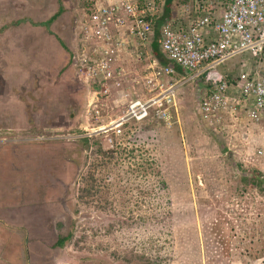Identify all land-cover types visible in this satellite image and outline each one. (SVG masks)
I'll return each mask as SVG.
<instances>
[{
	"label": "rangeland",
	"instance_id": "1",
	"mask_svg": "<svg viewBox=\"0 0 264 264\" xmlns=\"http://www.w3.org/2000/svg\"><path fill=\"white\" fill-rule=\"evenodd\" d=\"M72 22L66 23V35L74 47ZM42 56L49 61L48 90L41 95L38 86L21 89L18 84L16 95L32 105L26 114L39 128L27 126L20 117L15 131L0 128V204H14L10 188L24 182L23 196L33 193L41 199V220L50 224V230L32 225L33 237L41 238L30 245L26 264H264V124L215 133L200 120L195 88L187 93L185 86L187 97H178L182 125L174 124V114L170 127L161 122L155 133L143 129L134 141L136 150L130 155L123 151L119 164L96 154L98 146L91 138L84 145L81 139L60 137L86 125L88 92L81 90L68 63L67 48L58 61L51 54ZM247 59L233 58L221 68L240 70ZM66 60L60 70L58 64ZM131 66L132 78L141 68ZM127 86L124 82L113 91L132 89ZM117 96L105 106L113 115L127 104ZM53 128L57 132L45 130ZM39 129L46 132L34 135ZM55 134L58 138L51 139ZM102 161L105 167L95 169ZM37 170L33 181L50 171L70 177L74 170L75 183L67 192L60 183L37 181V191H27ZM91 175L95 181L88 180ZM69 235L63 248L54 247L59 237Z\"/></svg>",
	"mask_w": 264,
	"mask_h": 264
},
{
	"label": "built area",
	"instance_id": "2",
	"mask_svg": "<svg viewBox=\"0 0 264 264\" xmlns=\"http://www.w3.org/2000/svg\"><path fill=\"white\" fill-rule=\"evenodd\" d=\"M177 1L182 16L190 17L187 26L164 18V0H81L86 7H81L69 63L80 83L90 89L86 125L60 137L96 138L104 151L118 149L132 127L136 128L132 140L141 137L148 122L170 127L179 111V89L201 79L205 86L199 112L215 133L264 124V0ZM155 44L185 75L179 77L173 65L160 62ZM244 55L249 59L230 79L221 67ZM131 64L144 73L129 77ZM128 81L134 89L121 91L117 97L127 104L113 115L105 106L113 88Z\"/></svg>",
	"mask_w": 264,
	"mask_h": 264
},
{
	"label": "crops",
	"instance_id": "3",
	"mask_svg": "<svg viewBox=\"0 0 264 264\" xmlns=\"http://www.w3.org/2000/svg\"><path fill=\"white\" fill-rule=\"evenodd\" d=\"M168 2L169 0H164V18H174L183 21L184 25L187 26L190 17L182 16L179 1L173 0L170 5H168ZM186 2H191V0H186ZM168 11L169 13L166 16V12ZM80 16L81 0H0V128H2L4 132L16 130V117H20V120L25 123L27 122V126L30 125L32 128L36 126L34 122H31L30 115L26 114L27 109L32 107V105H28L26 99L24 100L22 97H16L18 93V84L21 89L29 84L36 87L38 86V88H40L39 94L41 95L44 90H48L49 82L46 74L49 61L45 62L44 59H46V57L42 56V54H51L53 58L55 57V61H58L59 57L57 56L65 55L67 48L70 58L74 41L71 39L69 41V36L66 35V23L73 21L77 26ZM76 26L74 25L71 27L73 32ZM43 45L47 47V50L45 49L43 51ZM55 61H52V65L54 66L57 65ZM66 64L67 60L58 65L59 67H63ZM173 64V62L166 60L165 65ZM254 65L256 66V62H254ZM173 66L176 68L179 77L185 75V71L177 68L175 65ZM251 66H253V64H249V67ZM63 69L64 67L60 70ZM222 71L229 74L230 79L236 77L240 72L238 68L234 69V71L225 69H222ZM139 73V75L143 74L144 70L141 69ZM1 75L4 77L2 78ZM128 83L130 84V81H128ZM192 83H194V85H192ZM129 84L128 86L134 89V85ZM185 86L188 87L187 93L193 92L195 88L194 96L198 98L203 86H205L204 79L190 82ZM185 86L179 89L178 97L180 94L182 96L185 94V92H182ZM116 88L118 87H114L113 90ZM122 90L124 89H121V91ZM25 91L26 93L29 92L27 90ZM121 91L118 93L113 91L112 98H115L117 94L120 95ZM184 97L187 96L184 95ZM112 98L109 99V101L113 100ZM30 100L33 102L35 99L32 96ZM88 100L89 98L87 97L86 103H88ZM18 110H21V114H18ZM181 110L182 108L180 107V112ZM178 113L176 115H178ZM199 116L201 122H203L200 112ZM175 120H178L175 121V125H179V123L182 125L180 122V115H178V118L175 117ZM160 124V122L156 121L148 122L144 126V129L145 131L152 130V132L155 133L154 131H157L159 128L158 125ZM45 130L49 133L51 130H54V128ZM36 131H42V133L46 132L40 129ZM37 148H39V146ZM41 150H44V152L46 151L44 147H41ZM51 155L53 154L49 156ZM53 157L60 158V156H56L55 154L52 158ZM56 160H61V158ZM56 160L53 161L56 162ZM66 165L71 166L72 164L65 163V166ZM39 172L40 171L34 172V175H30L33 186L30 187V190L25 188L27 191H37L35 183L39 179L37 178V181L33 180L40 174ZM41 174V181L49 182L53 184V186L57 185L58 187L60 183L65 191L66 187H68L67 192H70L71 185L75 183V178L73 176L74 170L70 177H60V174L53 175L54 172L51 171L47 174ZM41 181L38 182L40 183ZM23 184H20L21 187L12 185L10 188V191L13 193V195L10 194V197L15 200L14 204H0V264H26V262H29V256L32 255L30 245L34 242L35 238H41L39 235H36L38 237H33L32 225L37 226L36 229L50 230L48 220H41L43 212L40 210L39 204L37 203L40 202L41 199L39 200L33 193L23 196ZM45 186L46 184L44 187ZM16 192H18L19 195L15 197ZM42 198L46 201L45 197ZM14 214L15 216H13ZM58 240L54 244L55 248H57L56 244Z\"/></svg>",
	"mask_w": 264,
	"mask_h": 264
},
{
	"label": "trees",
	"instance_id": "4",
	"mask_svg": "<svg viewBox=\"0 0 264 264\" xmlns=\"http://www.w3.org/2000/svg\"><path fill=\"white\" fill-rule=\"evenodd\" d=\"M172 1L173 0H169L168 5H170V3ZM84 6L86 7V4H84L83 2H81V7L83 8ZM168 13H169V11L166 12V16L168 15ZM154 55L157 56L161 60L160 62H162V64H164V63L166 64V60L163 58L162 54L159 52V48H158V45L157 44L154 45ZM204 81H205V79H204ZM95 88H96V86L91 87V89H95ZM81 90L84 91V92L85 91L88 92L90 89L86 85H83L81 87ZM135 130H136L135 127H132L130 130H128L125 133L124 137H123V145H120L118 149L112 150L110 152L104 151L103 147L101 145L99 146V141L96 138H91L92 141H93V143H95L96 146H98V149H96V154L97 153L98 154L101 153V155H103L105 157L104 159H109V158L110 159H114L115 158L116 160H118V163L121 164L120 156H122L123 154H126L123 151H128V154L127 155H130V154H133V152L137 148L136 145L134 144V141L135 140H132V138L135 137V135L133 133V131H135ZM55 131L57 132V129ZM39 134L42 135V131H37V133H35L34 135H39ZM88 138L89 137H85V138L81 139V141H83L84 145L88 144V142L90 141L89 140L90 138L89 139ZM99 167L100 168L105 167V162L102 161L99 165H96L95 169H98ZM89 173L91 174L92 172L90 171V172H88V174ZM93 179H94L93 175H91V177L88 178V180H90V181H95ZM252 181L255 182V181H257V179L255 177H253L252 178ZM263 182H264V180H263ZM90 186H94V185L93 184H90ZM69 239H70V235L69 236H65V237H60L59 240H58V242H57V244H56V246L57 247H60V248H63L65 246V243Z\"/></svg>",
	"mask_w": 264,
	"mask_h": 264
}]
</instances>
